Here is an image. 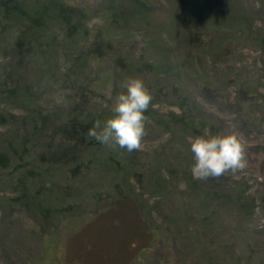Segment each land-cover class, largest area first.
Returning <instances> with one entry per match:
<instances>
[{
    "label": "rangeland",
    "instance_id": "obj_1",
    "mask_svg": "<svg viewBox=\"0 0 264 264\" xmlns=\"http://www.w3.org/2000/svg\"><path fill=\"white\" fill-rule=\"evenodd\" d=\"M130 77L133 152L88 135ZM205 129L243 171L193 178ZM0 264H264V0H0Z\"/></svg>",
    "mask_w": 264,
    "mask_h": 264
},
{
    "label": "clouds",
    "instance_id": "obj_2",
    "mask_svg": "<svg viewBox=\"0 0 264 264\" xmlns=\"http://www.w3.org/2000/svg\"><path fill=\"white\" fill-rule=\"evenodd\" d=\"M122 88L126 91H121L115 97L112 108L114 115L103 124L100 120L95 121L88 135L113 148L138 151L146 135L145 112L152 101V95L144 81L138 77L128 78ZM189 142L195 158L191 166L195 179H219L228 172L235 175L247 166L245 144L235 131L212 135L205 129L203 135L190 138Z\"/></svg>",
    "mask_w": 264,
    "mask_h": 264
}]
</instances>
